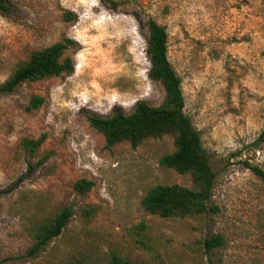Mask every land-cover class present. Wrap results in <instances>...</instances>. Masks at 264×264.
Instances as JSON below:
<instances>
[{"label": "rangeland", "instance_id": "obj_1", "mask_svg": "<svg viewBox=\"0 0 264 264\" xmlns=\"http://www.w3.org/2000/svg\"><path fill=\"white\" fill-rule=\"evenodd\" d=\"M0 13V83L29 52L70 39L71 68L0 94V264H108L111 250L139 264H264V0H7ZM70 13L71 19L64 16ZM151 18L166 32L183 111L214 172L215 211L160 217L140 199L158 183L190 187L158 163L170 135L106 146L87 121L158 104L148 76ZM32 95L42 97L26 109ZM44 139L32 157L21 137ZM30 162V163H29ZM29 164L31 166H29ZM93 181L84 193L72 183ZM72 215L34 256L35 227L61 206ZM84 213V211H87ZM222 243L205 250L202 240Z\"/></svg>", "mask_w": 264, "mask_h": 264}, {"label": "trees", "instance_id": "obj_2", "mask_svg": "<svg viewBox=\"0 0 264 264\" xmlns=\"http://www.w3.org/2000/svg\"><path fill=\"white\" fill-rule=\"evenodd\" d=\"M8 11L7 0H0V13L5 14ZM64 16L71 19L69 12H65ZM145 26L148 76L162 87L161 101L155 105L137 101L128 113L114 109L109 116L90 114L87 117L88 124L102 135L106 146L126 141L134 147L147 137L154 138L164 134L171 136L172 150L161 155L158 163L179 174H188L192 185L187 187L177 183H158L150 186L140 199L144 211L164 218L215 211V207L209 204L215 174L209 165L198 131L183 111L180 79L166 57L165 29L151 18L145 21ZM72 43L70 39L65 38L31 50L26 59L18 63L0 83V94L11 92L22 82L36 81L67 71L71 68V61L69 57L63 58L62 55L67 45ZM42 100L41 96L32 95L25 108L28 110L36 108ZM43 139V133L34 138L21 137L18 145L28 157H32ZM257 139L264 140V121ZM249 167L256 176L264 179V171L256 166ZM92 185L93 181L79 178L72 183V188L77 193H84ZM5 191L7 190H0V194ZM87 212L88 210L84 211ZM71 215L72 208L68 205L50 213L33 230L31 243L25 254L36 255L48 241L61 232ZM221 243L219 234L202 240L205 250H210ZM107 263L139 264L120 256L115 250L109 252Z\"/></svg>", "mask_w": 264, "mask_h": 264}]
</instances>
